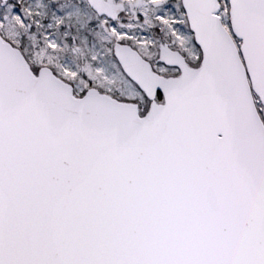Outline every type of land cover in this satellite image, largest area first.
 <instances>
[{
    "label": "snow or ice",
    "instance_id": "6c2138e0",
    "mask_svg": "<svg viewBox=\"0 0 264 264\" xmlns=\"http://www.w3.org/2000/svg\"><path fill=\"white\" fill-rule=\"evenodd\" d=\"M0 264H264V0H0Z\"/></svg>",
    "mask_w": 264,
    "mask_h": 264
}]
</instances>
